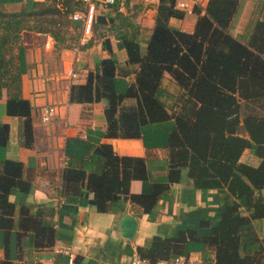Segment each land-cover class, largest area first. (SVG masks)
<instances>
[{"label":"trees","instance_id":"obj_1","mask_svg":"<svg viewBox=\"0 0 264 264\" xmlns=\"http://www.w3.org/2000/svg\"><path fill=\"white\" fill-rule=\"evenodd\" d=\"M4 1H21L22 6L14 12L0 10V97L7 89L6 113L23 119L24 137L30 142L31 106L20 94L19 68L13 56L6 58L5 53L12 49L10 43L17 46L23 30L48 31L55 41L71 46L59 35V24L69 21L70 14L83 6L76 0L33 1L30 6L26 0ZM120 3L115 0L105 5L112 12L109 29L131 26L130 32L121 35L118 46L127 52L126 64L134 67L130 69L134 79L120 93L116 60L110 55L101 60L95 72L87 74L84 83L71 86L70 100H106L108 137L137 138L144 126L171 120L166 180L154 183L150 194H130L131 180L147 178L144 160L119 156L110 144L103 143L81 166L65 169L62 192L76 197L85 185L93 194L90 203L99 212L108 211L110 203L121 197L149 212L158 193L180 181L185 170L194 188L217 189L223 195L218 223L208 235L197 238L213 252L211 264H255L256 253L242 251L241 237L251 220L264 218V21L256 23L250 42L244 44L227 30L236 0H208L191 32L168 23L170 17L183 16V11L176 8L177 0H159L155 23L142 52L137 26L120 11ZM79 37L70 38L72 46L78 45ZM165 74L175 82V94L162 87ZM130 99L133 102L127 103ZM7 135L8 126L1 124L0 146ZM245 149L259 158L258 165L240 161ZM14 187L27 191L29 182L22 179L20 162L5 160L0 168V229L6 234L13 226L16 206L8 200V194ZM19 214V235L32 231L36 248L53 243V228L44 227L25 206L19 207ZM186 233L154 237L137 253L151 261L183 253L186 236L194 235ZM0 264L12 263L5 258Z\"/></svg>","mask_w":264,"mask_h":264},{"label":"crops","instance_id":"obj_2","mask_svg":"<svg viewBox=\"0 0 264 264\" xmlns=\"http://www.w3.org/2000/svg\"><path fill=\"white\" fill-rule=\"evenodd\" d=\"M33 1L42 0H26L28 6ZM177 1L186 2L188 8L182 17H170L168 23L191 32L197 17L205 12L208 0ZM120 4V11L137 26V39L143 52L155 23L159 0H129ZM21 6V1L0 0L2 11H18ZM111 15L105 5H98L92 36L86 44L77 46H72L70 38L81 35V25L72 22L70 17L69 21L61 20L59 35L71 46L55 41L48 31L23 30L20 33L13 60L19 68L20 94L31 106L32 140L28 142L24 137L23 119L6 113L7 89H3L0 125L8 126V135L0 146V168L5 160L20 162L22 179L29 182V187L27 191L14 187L8 194V200L16 207L12 228L7 234L0 229V259L6 258L12 264H66L63 251L67 249L75 254V264H128L131 255L139 247H148L154 237L171 238L187 232L194 235L186 236L183 253L211 264L213 252L197 238L208 235L211 227L218 223L223 195L217 189L194 188L185 170L180 181L158 193L149 212L123 197L112 201L108 211L99 212L90 203L93 194L85 185L76 197L62 192L65 169L70 165L81 166L88 154L103 143L110 144L119 156L144 160L147 178L131 180L130 194H150L154 183L166 180L171 120L144 126L137 138L108 137L105 134L106 100H70L71 86L84 83L87 74L95 72L101 60L110 55L116 60L118 91L124 93L134 79V73L130 72L134 67L126 64L127 52L118 46L121 35L130 32L131 26L109 29ZM258 21H264V0H236L227 30L240 42L248 44ZM69 70H74L77 76H68ZM162 87L169 94L178 91L168 74L164 75ZM132 102L127 100V103ZM44 104L56 106L49 123L40 121L39 108ZM240 161L256 166L260 160L252 150L245 149ZM20 206L27 207L44 227L56 231L51 245L36 248L32 231L19 235ZM136 214H140L139 217L132 218ZM126 218L135 222L129 237L126 235L130 222ZM241 238L242 251L256 253L255 264H264V218L251 220Z\"/></svg>","mask_w":264,"mask_h":264},{"label":"built area","instance_id":"obj_3","mask_svg":"<svg viewBox=\"0 0 264 264\" xmlns=\"http://www.w3.org/2000/svg\"><path fill=\"white\" fill-rule=\"evenodd\" d=\"M82 3V9H75L70 14L72 22H79L81 25V35L79 37V44H86L92 36L93 25L95 22V15L98 5L112 4L115 0H76ZM123 2V0H120ZM176 8L185 11L188 4L184 1H177ZM71 78H75L77 73L74 70H69L66 73ZM56 112V106L53 104H44L40 106V121L42 123H49ZM66 255V264H75V254L70 250L63 251ZM128 264H204L202 258L193 255H186L184 253L176 254L168 258H159L151 261L149 258L140 256L134 252Z\"/></svg>","mask_w":264,"mask_h":264},{"label":"water","instance_id":"obj_4","mask_svg":"<svg viewBox=\"0 0 264 264\" xmlns=\"http://www.w3.org/2000/svg\"><path fill=\"white\" fill-rule=\"evenodd\" d=\"M139 215L140 214H136L135 216H132V218H134V217H139ZM126 220L127 221H129L130 222V224H129V227H128V231H129V233L126 235V236H130L131 235V232L133 231V229H134V224H135V222L133 221V220H129L128 218H126Z\"/></svg>","mask_w":264,"mask_h":264},{"label":"rangeland","instance_id":"obj_5","mask_svg":"<svg viewBox=\"0 0 264 264\" xmlns=\"http://www.w3.org/2000/svg\"><path fill=\"white\" fill-rule=\"evenodd\" d=\"M11 44V47H12V49L10 50V52L8 51V52H6L5 53V55H7V56H13V54H14V51H15V49H16V44H13V43H10ZM8 58V57H7ZM167 88V87H166ZM168 90H169V88H167Z\"/></svg>","mask_w":264,"mask_h":264}]
</instances>
